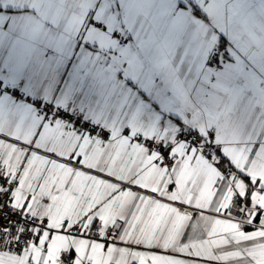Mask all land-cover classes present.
I'll return each instance as SVG.
<instances>
[{"label":"crops","instance_id":"0c3cea01","mask_svg":"<svg viewBox=\"0 0 264 264\" xmlns=\"http://www.w3.org/2000/svg\"><path fill=\"white\" fill-rule=\"evenodd\" d=\"M0 79L21 91L0 94L10 206L50 228L0 264H264V0H0ZM40 98L107 140L44 122ZM181 126L213 133L225 172L180 143L166 174L131 139Z\"/></svg>","mask_w":264,"mask_h":264},{"label":"built area","instance_id":"2783aa9c","mask_svg":"<svg viewBox=\"0 0 264 264\" xmlns=\"http://www.w3.org/2000/svg\"><path fill=\"white\" fill-rule=\"evenodd\" d=\"M111 36L118 45L126 44L129 41L128 34L121 28L115 29ZM216 57L217 49L210 54V63ZM3 93L17 97L21 96L20 89L9 86L0 79V94ZM32 106L33 112L42 118L44 122H51L60 126L71 125L77 133L94 136L101 141H106L108 138L109 130L107 128L84 117L72 103L61 107L41 98L32 101ZM131 139L135 142H142L148 153H156L158 162L164 168L166 174H171L175 167V147L180 143H187L198 149L201 157L221 167V171L225 172L227 169L225 166H221L220 145L214 140L212 132H206L200 137L189 128L181 126L173 139L169 141H163L159 138L143 139L141 136H134ZM18 184L19 179L10 176L6 173L4 166L0 165V249L15 257L21 256L22 252L35 238L43 236L50 229L45 218L32 213H21L10 206V194L14 188L18 187ZM244 204L242 199L234 197L228 209V214L236 218H242L246 209ZM73 229H76V226ZM92 237L96 238L95 235H92ZM102 240L115 242L116 232L112 228H108ZM60 259L64 263L70 261V257L66 252L61 253Z\"/></svg>","mask_w":264,"mask_h":264},{"label":"trees","instance_id":"16d2710c","mask_svg":"<svg viewBox=\"0 0 264 264\" xmlns=\"http://www.w3.org/2000/svg\"><path fill=\"white\" fill-rule=\"evenodd\" d=\"M219 52H220V48H217V57L214 59V61L212 63L217 64L219 61Z\"/></svg>","mask_w":264,"mask_h":264},{"label":"water","instance_id":"95a60500","mask_svg":"<svg viewBox=\"0 0 264 264\" xmlns=\"http://www.w3.org/2000/svg\"><path fill=\"white\" fill-rule=\"evenodd\" d=\"M248 214H249V210H246V211H245V215H248Z\"/></svg>","mask_w":264,"mask_h":264},{"label":"rangeland","instance_id":"374dc122","mask_svg":"<svg viewBox=\"0 0 264 264\" xmlns=\"http://www.w3.org/2000/svg\"><path fill=\"white\" fill-rule=\"evenodd\" d=\"M41 99V98H40ZM29 101L32 103L33 100L29 99Z\"/></svg>","mask_w":264,"mask_h":264}]
</instances>
